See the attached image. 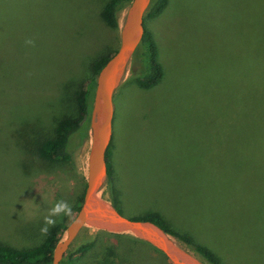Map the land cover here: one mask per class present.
Instances as JSON below:
<instances>
[{"label": "rangeland", "instance_id": "rangeland-1", "mask_svg": "<svg viewBox=\"0 0 264 264\" xmlns=\"http://www.w3.org/2000/svg\"><path fill=\"white\" fill-rule=\"evenodd\" d=\"M103 2L0 0V244L34 245L41 225L75 214L90 137L70 160L25 167L11 134L25 116L73 114L70 100L56 102L57 88L119 43V31L100 18ZM126 12L118 15L120 26ZM144 29L162 74L141 87L134 77L141 50L130 60L113 94L108 172L99 195L128 218L159 215L211 250L215 264H264V132L258 127L264 119H254L261 113L255 89L264 80V58L253 56H264V0H167L157 15L145 14ZM136 238L86 225L65 254L92 241L74 264H129L126 258L141 264L143 256H159L141 250Z\"/></svg>", "mask_w": 264, "mask_h": 264}, {"label": "trees", "instance_id": "trees-1", "mask_svg": "<svg viewBox=\"0 0 264 264\" xmlns=\"http://www.w3.org/2000/svg\"><path fill=\"white\" fill-rule=\"evenodd\" d=\"M130 1L131 0H104L99 15L107 27L118 33L120 29L118 15L129 5ZM166 2L167 0H151L146 15H157L162 11ZM139 49L141 50L139 57L141 69L134 77H136V82L141 87H150L160 79L162 69L157 60L155 42L146 30H144L143 38L133 56L140 51ZM114 52V50L107 53L101 51V53L95 54L94 57L86 62L85 71L79 75V78L70 77L64 81L59 88H57L55 95L58 99L56 102L58 103L59 99L65 101V98L70 100V103L73 104V114L71 113L53 120L50 117V113L46 115L36 113L32 116L20 118L19 126L13 130L11 135H13L15 145L19 146L21 149V156L25 159L23 163L25 167L38 160L50 163L70 160L72 158V151L78 143H82L88 139L89 117L96 76L101 67ZM260 54H255L253 56L264 58V56ZM254 74L258 75L261 73L254 72ZM263 86L264 80H262L255 89V99L257 101L256 106L261 112L254 117L255 121L259 118L264 119V97H262ZM257 94H259V99ZM261 121L263 120L261 119ZM258 127L259 130L264 132V124L260 123ZM77 140L79 141L77 142ZM262 141H264V137ZM109 150L110 145L108 146L106 157L108 156ZM23 169L27 174L31 171L28 168ZM82 192L74 206L75 212H77L80 207L83 196ZM113 192L115 194V191ZM111 203L117 209L116 202L112 201ZM72 218L59 223H54L50 226L48 224L44 226L41 225L40 230L43 231L42 239L34 245L32 244L30 246L17 248L7 244H0V264H51L53 249L56 243L63 238L66 227ZM136 219H145L157 223L173 238L182 240L190 246L192 245L190 249L196 254L198 253L200 257L207 260L210 264H215L218 261L217 256L205 247V245L195 244L188 236L169 227L159 215ZM40 230L38 231L40 232ZM108 233L125 235V233ZM136 240L142 245L141 250H145L146 253L148 251L149 254L153 253L159 255L143 256L144 261H142L141 264H170L166 257L156 248L148 245L140 239L138 240V238H136ZM93 245L94 242L92 241L81 244L72 251L69 256L65 254L60 264H74L75 260L83 257L77 255H84ZM145 245H148L146 249L144 248ZM110 252H113L114 254L115 251L110 249ZM126 259L129 264H132L134 261L133 258ZM106 261L108 262L110 260ZM111 261L113 262V260Z\"/></svg>", "mask_w": 264, "mask_h": 264}, {"label": "water", "instance_id": "water-1", "mask_svg": "<svg viewBox=\"0 0 264 264\" xmlns=\"http://www.w3.org/2000/svg\"><path fill=\"white\" fill-rule=\"evenodd\" d=\"M150 2L151 0L130 1L119 29L118 46L96 76L89 117L88 171L82 201L66 227L65 237L53 249L51 264H60L73 240L86 225L112 233L133 234L156 248L170 264H210L179 246L157 223L128 218L99 195L108 172L106 154L112 137L113 94L143 38L144 16Z\"/></svg>", "mask_w": 264, "mask_h": 264}]
</instances>
